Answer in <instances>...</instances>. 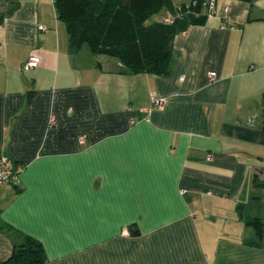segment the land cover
<instances>
[{"label": "crops", "instance_id": "crops-1", "mask_svg": "<svg viewBox=\"0 0 264 264\" xmlns=\"http://www.w3.org/2000/svg\"><path fill=\"white\" fill-rule=\"evenodd\" d=\"M200 12L167 73H133L73 48L54 0H0V155L21 169L0 262L29 235L46 264H264V0Z\"/></svg>", "mask_w": 264, "mask_h": 264}, {"label": "trees", "instance_id": "trees-1", "mask_svg": "<svg viewBox=\"0 0 264 264\" xmlns=\"http://www.w3.org/2000/svg\"><path fill=\"white\" fill-rule=\"evenodd\" d=\"M170 0H54L59 17L68 21L69 41L73 48L86 43L94 53L116 56L125 71L165 74L169 71L172 41L191 23L202 22V0H193L190 9L181 5L171 20L146 18ZM177 7V6H175ZM264 136V117L261 123ZM264 218V216H263ZM262 222L251 220L258 245L264 248ZM134 234L138 230H133ZM10 257L0 264H46L41 242L21 235Z\"/></svg>", "mask_w": 264, "mask_h": 264}, {"label": "built area", "instance_id": "built-area-1", "mask_svg": "<svg viewBox=\"0 0 264 264\" xmlns=\"http://www.w3.org/2000/svg\"><path fill=\"white\" fill-rule=\"evenodd\" d=\"M193 3H194L193 1L186 2L183 3V6L186 7L187 9H190ZM202 4L207 7L209 13L215 10V0H204ZM181 5L182 4L178 5L179 10L181 8ZM167 20L171 21L172 19H167ZM39 62H40V57L36 54H32L23 64V67L25 69H29L31 67L37 66ZM208 75L210 78L214 77L211 71L208 72ZM152 103L155 105H159L160 103H162V100L158 98H153ZM52 121H54L53 117L51 118V123ZM20 170H21L20 167L15 166L13 161L8 156L0 155V184L16 182Z\"/></svg>", "mask_w": 264, "mask_h": 264}, {"label": "rangeland", "instance_id": "rangeland-1", "mask_svg": "<svg viewBox=\"0 0 264 264\" xmlns=\"http://www.w3.org/2000/svg\"><path fill=\"white\" fill-rule=\"evenodd\" d=\"M191 1H193V0H191ZM191 1H188V2H191ZM176 8L178 9V5H177ZM226 9H227V7H226ZM161 11H162V10H159V11L154 12L153 14L149 15V16L146 18V22H152V21H154V20H158L157 18H160V17L162 16ZM262 157H263V161H264V155H263ZM238 216L240 217L239 213H238V215H237V219H239ZM261 221H262V219H261ZM236 222H240V226L245 227V226H244V222H243V220L240 221V219H239V220L236 221Z\"/></svg>", "mask_w": 264, "mask_h": 264}, {"label": "water", "instance_id": "water-1", "mask_svg": "<svg viewBox=\"0 0 264 264\" xmlns=\"http://www.w3.org/2000/svg\"><path fill=\"white\" fill-rule=\"evenodd\" d=\"M242 209H243V205L241 204L238 206V213H239L240 217L242 216Z\"/></svg>", "mask_w": 264, "mask_h": 264}]
</instances>
